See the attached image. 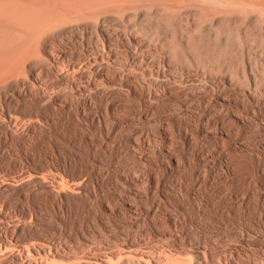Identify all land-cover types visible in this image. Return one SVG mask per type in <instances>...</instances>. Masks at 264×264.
I'll return each instance as SVG.
<instances>
[{"label": "bare ground", "instance_id": "obj_1", "mask_svg": "<svg viewBox=\"0 0 264 264\" xmlns=\"http://www.w3.org/2000/svg\"><path fill=\"white\" fill-rule=\"evenodd\" d=\"M0 264H264V0H0Z\"/></svg>", "mask_w": 264, "mask_h": 264}]
</instances>
